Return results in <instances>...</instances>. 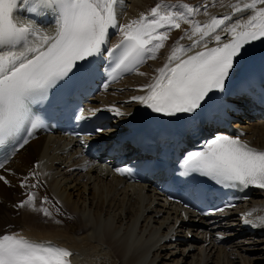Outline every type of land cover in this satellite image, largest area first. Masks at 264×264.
Segmentation results:
<instances>
[{
  "label": "bare ground",
  "instance_id": "bare-ground-1",
  "mask_svg": "<svg viewBox=\"0 0 264 264\" xmlns=\"http://www.w3.org/2000/svg\"><path fill=\"white\" fill-rule=\"evenodd\" d=\"M174 2L179 4V13H171L189 22L179 20V28L158 30L167 32L166 41L169 40L155 51V58H159L152 59V53H148L142 67L117 83L104 86L88 101V111L119 109L121 115L107 124L106 131L85 140L40 133L0 171V176L8 181L0 180V236H23L33 242L66 247L73 253L72 264H264V223L261 222L264 192H254L248 202L228 214L200 219L188 211L185 215L169 204L159 188L154 187L156 181L128 184L115 174L121 166L119 162L130 161L129 151L123 154L115 146L118 138L131 133V122L148 109L133 97L148 94L146 86L159 77V69L168 63L173 49L191 48L186 53H177L180 59H187L204 51L205 43L209 49L216 47L217 33L222 42L231 40L227 31L217 29V33L192 48L200 39L199 35L189 38L193 25L203 26L212 18L230 17L225 21V26L230 27L246 23L255 14V10L244 9V4L251 0H117L119 32L109 39L110 44L115 45L123 37L121 26L138 20L142 14L150 15L157 5L162 6V12H170L167 5H175ZM20 6L28 19L19 21L31 25L35 22L38 27H34L42 33L51 32L55 24L53 12L45 10L36 14L28 11L26 4ZM236 6L242 11H235ZM189 8L194 11L189 13ZM260 8L264 4H258L257 9ZM41 21L48 25H42ZM258 53H264V40L234 61L227 79L237 76ZM178 62L173 61L170 67ZM244 105L240 103L242 110ZM237 117L239 122L235 127L246 133L245 138L252 145L264 149V116L255 117L251 113ZM92 149L101 153L92 155ZM115 152L117 156L108 157ZM32 180L37 182H33L39 187L37 190L32 191ZM27 191H32L33 203L19 207L17 202L28 200ZM40 198L46 199V205H40ZM41 208L50 215L42 217ZM243 218L258 226L254 233L244 227Z\"/></svg>",
  "mask_w": 264,
  "mask_h": 264
},
{
  "label": "snow or ice",
  "instance_id": "snow-or-ice-1",
  "mask_svg": "<svg viewBox=\"0 0 264 264\" xmlns=\"http://www.w3.org/2000/svg\"><path fill=\"white\" fill-rule=\"evenodd\" d=\"M20 2L32 13L40 14L45 10L55 13V35L42 33L31 24L18 25L13 14ZM116 3L117 0H0V143L19 131L28 119L31 103L42 101L47 89L66 77L78 61L100 52L108 29L117 26ZM258 4H264V0L244 4V9L255 10L246 23L228 27L225 21L230 17H224L212 18L203 26L193 25L189 38L199 35L200 39L192 48L217 33V29L227 31L231 40L222 42L217 33L214 35L216 47L209 49L205 43L204 51L187 59H180L177 53H186L191 48L173 49L168 63L159 69V77L146 86L148 94L133 99L153 112L172 116L192 113L201 107L210 92L223 91L234 60L241 55L243 47L264 37V8L257 9ZM161 8L157 5L151 10L152 19L142 14L138 20L120 27L123 40L116 46L121 51L113 72L134 68L144 61L147 53H152L150 58L155 59V51L163 47V41L167 39V32L158 30L179 28V20L189 22L183 16L162 12ZM193 11L188 9L189 13ZM235 11L242 9L236 6ZM30 37H34L31 43ZM18 45L22 50H14ZM173 61L179 62L170 67ZM111 110L121 115L119 109ZM187 162L194 171L219 183L264 189V151L241 143L239 139L219 136L208 143L207 151L190 153ZM0 180L4 177L0 176ZM33 199L29 195L19 207L31 205ZM42 211L50 215L47 209ZM245 223H248L247 219ZM71 255L70 251L56 245L34 243L15 235L0 236V264H70Z\"/></svg>",
  "mask_w": 264,
  "mask_h": 264
},
{
  "label": "rangeland",
  "instance_id": "rangeland-1",
  "mask_svg": "<svg viewBox=\"0 0 264 264\" xmlns=\"http://www.w3.org/2000/svg\"><path fill=\"white\" fill-rule=\"evenodd\" d=\"M170 32H172V31H170ZM168 41H169V40L166 41V39H165V43L168 42ZM165 43H164V44H165ZM156 56H157V54H156ZM157 58H159V56H158ZM157 58H155V59H157ZM34 161H35V160L33 159V161L31 162V164H34ZM83 172H84V171L82 170L81 173H83ZM27 179H28V178H26L25 181H26ZM18 182H19V181H18ZM33 182H36V181H35V180H32V183H31V184H33ZM36 183H37V182H36ZM36 183L33 184V185H34V188L32 189V191L35 190L36 188H39V187H37V184H36ZM19 184H20V183H19ZM31 184H30V188H31ZM33 185H32V186H33ZM40 185L45 186V184H40ZM40 185H39V186H40ZM36 190H37V189H36ZM46 190H47V189H46ZM29 194H30V193H29ZM31 196H32V195H31ZM50 196H51V195H50ZM50 196H48V197H50ZM28 197H29V195H28ZM19 202L22 203L21 201H19ZM38 202L40 203L41 206L46 205V204H45L46 201H45V203H43V200H40V201H38ZM38 202H37V204H38ZM20 209H23V208H20ZM42 209H44V208H41V209H40V214H42V217H44V216H43V215H44V212L42 211ZM44 219H45V218H44Z\"/></svg>",
  "mask_w": 264,
  "mask_h": 264
}]
</instances>
